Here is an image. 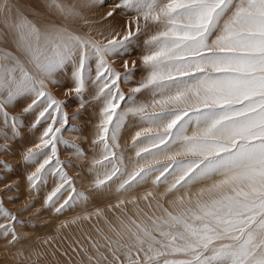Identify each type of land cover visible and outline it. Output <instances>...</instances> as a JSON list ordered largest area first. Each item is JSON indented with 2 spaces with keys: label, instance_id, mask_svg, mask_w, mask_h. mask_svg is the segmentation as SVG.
Instances as JSON below:
<instances>
[{
  "label": "snow or ice",
  "instance_id": "snow-or-ice-1",
  "mask_svg": "<svg viewBox=\"0 0 264 264\" xmlns=\"http://www.w3.org/2000/svg\"><path fill=\"white\" fill-rule=\"evenodd\" d=\"M98 6L107 9V36L91 18ZM121 83L136 86L126 96ZM53 87L78 102L73 114ZM145 92L150 99L139 102ZM93 102L101 105L92 141L99 154L84 192L58 146L87 158L64 133L81 131L69 121ZM29 115L31 129L47 126L23 152L34 169L26 180L37 192L50 176L58 181L45 199L56 214L113 188L127 197L149 182L164 186L158 195L173 211L152 191L109 205L126 216L122 205L155 200L163 215L150 223L116 217L112 235L92 243L94 255L85 252L89 264H264V0H0V155L22 137ZM129 117L141 125L129 144L131 169L120 144ZM0 168L12 171L3 161ZM0 215L9 221L0 236L19 242L13 222H23L2 201Z\"/></svg>",
  "mask_w": 264,
  "mask_h": 264
},
{
  "label": "bare ground",
  "instance_id": "bare-ground-1",
  "mask_svg": "<svg viewBox=\"0 0 264 264\" xmlns=\"http://www.w3.org/2000/svg\"><path fill=\"white\" fill-rule=\"evenodd\" d=\"M64 2L67 4H73L76 3V0H64ZM106 10V8L98 6L94 13L91 14V18L94 21H99L94 27L104 32L105 36L108 35V32L105 29V23L100 21V17ZM81 30L87 32L88 28L82 27ZM92 34L96 36L95 31H93ZM96 38L100 39L99 36H96ZM141 54V52H137L132 59L138 60V57ZM121 63L122 61L117 60L114 66L117 70L122 72L123 69L120 67ZM145 74L146 73L143 70L139 71L135 78L136 81L138 82ZM62 83L67 87H71L70 80H63ZM135 86L136 84L134 83V87ZM63 88L66 87H56L57 90L52 89L54 92H52V94L56 97L57 95H60V93H64V91H62ZM130 94L131 92L128 93V95ZM66 99L69 102L65 105V111L71 115L73 114L74 107L76 109V104H73L72 102H78L74 99ZM149 99L150 94L147 92L137 95V100L139 102H148ZM100 106L101 105L98 102H93L92 105L87 108V111L81 113L80 119L69 121L70 124H79L78 127L81 128V131L75 133V138L72 139V141L76 142L87 156L86 159H81V163H69L67 160L64 161L66 165H73L68 168L71 173L68 172L67 174L72 178L74 187L78 191H82L79 189L81 187V189L86 188L84 192L90 191L91 183L94 179V175L89 172V168L92 159L94 157L98 158L99 154L98 149L95 151L93 150L94 146L92 145V141L95 138V125L99 121L98 113ZM15 111L19 112L20 109L17 108ZM32 119L33 116L31 115L25 118V128L23 129L22 137L14 143L12 150L9 153H5L6 155H0V161L7 163L12 168V171L10 172L0 168V187H4L6 183L11 184L14 189L10 192L7 191L5 187L4 190L0 189V201L3 202V208L7 211L9 210L7 206V204H9L8 202H16L17 204L15 203L16 205L12 207L13 209L8 212L16 216L17 221L23 222H13L16 235L19 237V242L9 243L8 241L10 237L4 238L0 236V264H89L85 252H87L88 249L94 252L92 243L98 242L103 244L104 240L102 239V233L104 235H112L109 231V224L118 227V221L113 215H115V212L120 213V211L109 208V205L114 201V198H131L132 195L139 197L148 191H152L156 195V199H160L158 193L163 191L164 186L157 188L149 182L138 187L127 197H118L113 188V194L110 196L103 198L92 196L87 202L78 201L72 208L67 209L62 214H56L51 208L45 206V199L56 186L58 181H55L50 176L47 185L42 186L37 192L30 190L29 184L26 180V176L34 169L25 166L22 159L23 152L26 148L32 147L35 143L39 142L38 138L44 127L47 126L46 124H43L36 129H31L30 123ZM50 122L51 121H48V123ZM140 127L141 125L137 118L129 117L125 129L121 133L120 144L124 151L125 163L128 165L129 169L132 167V159H134L135 154V150L131 148L129 144L131 137ZM66 140L71 141L70 139ZM0 143H3V141H0ZM58 147L60 150V159L64 160L62 152L66 150L63 146ZM66 152L70 153L69 151ZM72 156L74 157L75 155ZM82 183L86 184L80 185ZM69 195H73L70 190L64 192L59 203H62ZM163 200H165L164 203L167 205V200ZM137 202L145 208L149 207L146 204L149 201L145 202L142 199H138ZM25 205H29L27 210H24ZM152 206L157 207L156 201L153 202L150 209ZM169 206L172 209L171 205ZM132 207L135 206L132 205ZM132 207L127 210H131V213L133 214L134 210ZM97 209L101 210V215L99 216L95 215ZM111 210L114 211L111 212ZM153 213L154 212H152V215H154ZM140 214L142 215V212H140L139 215ZM85 216H87L88 219H84ZM107 216L108 218H106ZM148 217H150L149 212L146 216L143 213L140 217L132 218L145 223H150ZM0 224L7 225L9 224V221L0 215Z\"/></svg>",
  "mask_w": 264,
  "mask_h": 264
},
{
  "label": "rangeland",
  "instance_id": "rangeland-1",
  "mask_svg": "<svg viewBox=\"0 0 264 264\" xmlns=\"http://www.w3.org/2000/svg\"><path fill=\"white\" fill-rule=\"evenodd\" d=\"M118 69H120V68H118ZM118 71H120V70H118ZM121 86V89H122V91L124 90V93H125V95H128V93H130L131 91V88L132 87H134V83H128V84H126V86H125V84H121L120 85ZM52 89H55V90H57L56 89V87H53ZM126 89H128V90H126ZM62 91H64V93L62 92V93H60V95H57L56 96V98H58V100H67L66 98H69L68 96H66V88H63V90ZM52 92H53V90H52ZM54 93V92H53ZM60 98V99H59ZM73 104H76L75 106H76V109H77V106H78V103H76V102H72ZM76 109H75V107H74V110H73V113L76 111ZM71 113V112H70ZM79 124H77V126H78ZM64 138L65 139H70L71 141H72V139H74L75 138V133H69V132H65L64 133ZM65 152V153H64ZM4 155H6V154H4ZM62 157H63V159L64 160H62V161H69V163H71V162H77V163H81L82 162V160L81 159H78L77 157H73L72 155H71V153H68V152H66V151H63L62 152ZM71 157V158H70ZM2 158V157H1ZM75 158V159H74ZM5 161V160H4ZM69 167L68 166H66L65 167V169H64V171L66 170L67 171V173L69 172V173H71L70 171H69V169H68ZM65 171V172H66ZM86 183H82V184H80V185H85ZM1 185V184H0ZM5 185H6V183H5ZM80 185H77V186H80ZM5 187V186H4ZM4 187H0V189H2V190H4L5 188ZM79 188V187H78ZM82 188V187H81ZM81 188H79L80 190H82V191H85V189H81ZM118 199L115 197L114 198V201L113 202H111V205L112 204H115L116 203V201H117ZM157 200H159V202L161 203V204H163L164 203V201L165 200H163V199H157ZM145 201V200H144ZM155 201V200H154ZM153 200L151 201L152 202V204L151 205H153V202H154ZM145 202H148V201H145ZM9 204H7V206H8V208H9V210L8 211H10V210H12L13 208L12 207H14L16 204L15 203H13V202H8ZM10 204H11V206H10ZM140 203L139 202H137L136 204H134L133 206H135V207H132V204H130V205H122L121 207L122 208H124L125 209V211H126V216L123 214V213H119V212H115V215H113L114 217H119L120 216V219H124L125 221H127V216H132L133 218H135V217H140V216H142L143 215V213H148L149 212V215H150V217H153V218H156V216L157 217H160V216H162L163 215V210L162 209H160V208H157V207H154V206H152V208L150 209V207H147V208H145V207H143L142 205H139ZM148 206H149V202L148 203H146ZM137 205V206H136ZM164 205V207L165 208H168L169 209V211H173V209H171L170 208V206L168 205V203H167V205H166V203H164L163 204ZM169 206V207H168ZM131 207L133 208V210H134V213L132 214L131 213V210H127V209H131ZM142 207V208H141ZM7 208V209H8ZM140 208V210L141 209H143L142 210V215L140 214H138L137 212V210ZM137 209V210H136ZM149 211H148V210ZM171 209V210H170ZM114 210H116V209H114ZM114 210H111V212H113ZM162 210V211H161ZM116 211H118V210H116ZM154 212L153 214L154 215H152V212ZM159 211H161V212H159ZM132 215H131V214ZM159 213V214H158ZM117 214V215H116ZM119 214V215H118ZM162 214V215H161ZM155 216V217H154ZM106 218H108V216L106 217ZM96 220H97V218H96ZM138 220V219H137ZM103 250V249H102ZM87 253H88V255H94V252H92L90 249H88V251H87Z\"/></svg>",
  "mask_w": 264,
  "mask_h": 264
}]
</instances>
